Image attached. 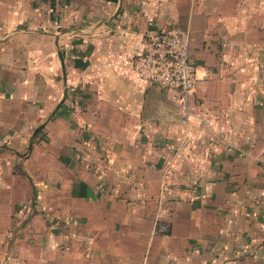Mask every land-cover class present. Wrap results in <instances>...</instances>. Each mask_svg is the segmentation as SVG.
I'll return each mask as SVG.
<instances>
[{
	"label": "crops",
	"instance_id": "1",
	"mask_svg": "<svg viewBox=\"0 0 264 264\" xmlns=\"http://www.w3.org/2000/svg\"><path fill=\"white\" fill-rule=\"evenodd\" d=\"M0 264H264V0H0Z\"/></svg>",
	"mask_w": 264,
	"mask_h": 264
},
{
	"label": "built area",
	"instance_id": "2",
	"mask_svg": "<svg viewBox=\"0 0 264 264\" xmlns=\"http://www.w3.org/2000/svg\"><path fill=\"white\" fill-rule=\"evenodd\" d=\"M188 43V33L178 26L151 31L142 50L131 58V70L139 81L174 89L186 99L196 82Z\"/></svg>",
	"mask_w": 264,
	"mask_h": 264
},
{
	"label": "rangeland",
	"instance_id": "3",
	"mask_svg": "<svg viewBox=\"0 0 264 264\" xmlns=\"http://www.w3.org/2000/svg\"><path fill=\"white\" fill-rule=\"evenodd\" d=\"M23 214H29L28 211H26V209L23 210Z\"/></svg>",
	"mask_w": 264,
	"mask_h": 264
},
{
	"label": "water",
	"instance_id": "4",
	"mask_svg": "<svg viewBox=\"0 0 264 264\" xmlns=\"http://www.w3.org/2000/svg\"><path fill=\"white\" fill-rule=\"evenodd\" d=\"M62 64V63H61ZM63 83L65 84V81L63 80Z\"/></svg>",
	"mask_w": 264,
	"mask_h": 264
}]
</instances>
